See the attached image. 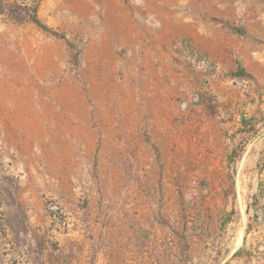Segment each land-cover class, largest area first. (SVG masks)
<instances>
[{
    "label": "rangeland",
    "instance_id": "374dc122",
    "mask_svg": "<svg viewBox=\"0 0 264 264\" xmlns=\"http://www.w3.org/2000/svg\"><path fill=\"white\" fill-rule=\"evenodd\" d=\"M33 1L3 0L6 12L0 14V264H64L75 259L71 251L58 252V231L66 232L71 220L56 195L61 182L67 185L73 181L76 167L72 155L61 160L53 124L42 114L41 103L52 101L48 90L57 83L75 82L86 95L88 132L94 136L88 140L94 153L89 172L97 183L100 135L103 131H117L118 79H123L117 60L96 49L90 28H60L59 32L70 40L68 43L13 13L23 2ZM219 5L222 12L214 16L215 20L227 25L232 55L242 61L252 76H225L230 67L219 59L201 55L189 40L195 53L210 58L214 67V71L200 73L195 70L190 53L178 46L184 36L171 44L172 60L179 74L175 81L176 105L192 113L203 102L189 100V93L215 96L220 119L213 117L223 131L222 155H214L211 164L204 156V141L197 136L189 140L191 146L173 140L168 147L172 165L180 158L187 169L178 171L173 166L172 192L178 199L172 205L185 221L184 230L190 221L191 236L196 235L200 241L199 256L193 261L190 244H185L186 264H217L215 259L220 264H250L245 258H233V254L244 244L248 203L260 185L264 186V0H219ZM204 15L206 19L210 17L208 13ZM240 28L258 40L241 36L236 30ZM21 83L27 84V91H19ZM42 86L45 90L41 92L38 89ZM106 100L109 105L102 106ZM20 101L26 106H21ZM203 104L209 112L207 104ZM243 119L255 125L256 133L240 132L249 130L241 124ZM180 120L182 117L174 115V131ZM191 127L196 133L197 127ZM105 142L111 151L124 147L123 141L115 138ZM239 143L244 150L234 170L228 155ZM130 160L131 165L136 164L133 157ZM191 195L199 200L193 202ZM229 213H234L233 220L222 229V221ZM261 232L248 235V247L260 239Z\"/></svg>",
    "mask_w": 264,
    "mask_h": 264
},
{
    "label": "crops",
    "instance_id": "0c3cea01",
    "mask_svg": "<svg viewBox=\"0 0 264 264\" xmlns=\"http://www.w3.org/2000/svg\"><path fill=\"white\" fill-rule=\"evenodd\" d=\"M41 6L42 20L58 31L66 26L90 28L92 44L102 54H111L123 72L118 79L117 131L100 135L99 183L89 172L94 153L88 140L94 136L88 132L82 89L75 82L54 84L48 90L52 101L41 103L42 114L53 124L61 160L72 155L76 167L73 181L61 182L56 195L71 220V227L57 234L58 252L75 255L74 262L64 264H186V243L196 260L200 241L191 236L190 221L184 230L185 221L172 205L178 196L172 192L170 174L173 166L178 171L186 166L180 158L172 165L168 147L173 140L191 146L189 140L197 136L211 164L214 155H222L223 131L203 103L192 113L176 105L179 74L171 44L187 37L201 55L237 69L240 59L228 45L229 29L214 17L222 12L219 0H43ZM219 46L225 47L219 51ZM27 89V84L19 86V91ZM108 105V100L102 103ZM174 115L182 117L175 131ZM191 126L197 127L196 133ZM147 137L158 145L163 168ZM114 138L124 147L109 150L105 140ZM170 231L175 233L173 246L166 243Z\"/></svg>",
    "mask_w": 264,
    "mask_h": 264
},
{
    "label": "trees",
    "instance_id": "16d2710c",
    "mask_svg": "<svg viewBox=\"0 0 264 264\" xmlns=\"http://www.w3.org/2000/svg\"><path fill=\"white\" fill-rule=\"evenodd\" d=\"M41 6V0H34L33 4H29L27 2H23L21 5L18 6L17 10H14L13 13L18 14L19 16L29 19L31 22L36 24L40 29L43 31L63 39H66L68 43H70V40L68 37L62 33H60L57 29L51 27L46 22L42 20V18L39 15V10ZM6 12L5 7L3 6V0H0V14H4ZM222 23V21L220 20ZM227 26V25H225ZM238 34H240L243 37H250L254 40H258L254 36H252L250 33L243 29H236ZM238 67L234 70H229L225 76L232 77V78H246L252 76V74L247 70V68L243 65V63L238 60ZM211 71H214V67L212 64L210 65ZM199 100L203 103H206L208 106L209 112L220 119V115L217 111V108L215 106L216 104V97L210 94H202L199 97ZM241 124H244V128H248L249 130L241 129L240 132H248L253 131L256 133L255 125L250 124L249 121L243 119L241 121ZM147 142L152 144L153 148L155 149L157 153L158 161L160 162L161 167L163 168L162 163V155L160 152V149L156 143H154L149 137H147ZM243 148L239 144H235L232 150L230 151L228 155V163L233 168L237 164V162L242 158L243 155ZM235 170V168H234ZM163 180V172L161 173V182ZM247 213H248V223L245 230V236H244V244L233 254V258L240 257L245 258L247 261H250V264H264V186L260 185L258 188V191L253 195L252 201L248 203L247 206ZM234 213H229L227 217L222 221L221 228L223 229L227 223L231 222L232 216ZM259 230H262L260 233V236H258L260 239L257 242L252 243L250 247L247 246V238L248 235L251 232H259ZM217 264H220L219 259H215Z\"/></svg>",
    "mask_w": 264,
    "mask_h": 264
},
{
    "label": "built area",
    "instance_id": "2783aa9c",
    "mask_svg": "<svg viewBox=\"0 0 264 264\" xmlns=\"http://www.w3.org/2000/svg\"><path fill=\"white\" fill-rule=\"evenodd\" d=\"M177 43H178V46L184 48L183 50L185 52L190 53V58H191V61L193 62V65L196 71L203 73V74L208 72V70L210 69V65H211L210 58L205 57V56H198V54H196L195 51L193 50V47H191V43L187 37L181 38ZM188 98L189 100H192V99L199 100V97L193 92L189 93ZM190 198L195 203L199 200V197L195 195H191ZM174 236H175L174 231H170L168 233L166 237V243L169 246H173L175 244Z\"/></svg>",
    "mask_w": 264,
    "mask_h": 264
},
{
    "label": "bare ground",
    "instance_id": "6f19581e",
    "mask_svg": "<svg viewBox=\"0 0 264 264\" xmlns=\"http://www.w3.org/2000/svg\"><path fill=\"white\" fill-rule=\"evenodd\" d=\"M241 235H242V231H240L237 241H239Z\"/></svg>",
    "mask_w": 264,
    "mask_h": 264
}]
</instances>
